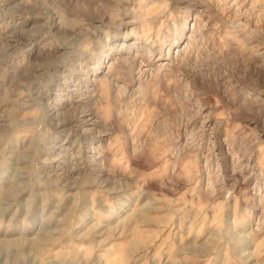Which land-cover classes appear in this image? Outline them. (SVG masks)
<instances>
[{
	"label": "rangeland",
	"instance_id": "obj_1",
	"mask_svg": "<svg viewBox=\"0 0 264 264\" xmlns=\"http://www.w3.org/2000/svg\"><path fill=\"white\" fill-rule=\"evenodd\" d=\"M8 2L12 7L0 12V61L3 46L12 53L27 46L19 30L37 21L24 18L31 11L24 0ZM172 2L190 9L183 36L171 48L173 59L183 56L197 16L208 20L211 15L201 33L207 48L201 54L215 58L208 61L209 70L217 60L222 61L218 68L235 63L243 69V57L250 56L244 77L233 83L251 99L264 100L260 87H250L252 81L264 84V68L259 67L264 39L253 36L245 48L255 54H241L237 40L242 34L236 39L225 35L233 9L222 14L215 6L205 12L201 0ZM247 23L256 27L255 19ZM221 44L224 51L216 56ZM167 55L154 56L143 76L139 61L125 68L121 78L101 89L103 98L97 92L90 107L63 89L54 120L43 112L19 120L28 109L11 112L13 105L3 102L0 89V134L6 127L24 129L9 145L15 152L11 171L0 169V264H264V126L245 118L246 112H234L221 86L215 98H206L208 106L195 122L199 127L202 119L206 130L202 153L211 132V167L203 154L195 161L183 153L174 157L169 149L184 144L185 129L170 127L179 137L173 141L164 138L163 128L180 108L165 105L152 89L158 84V91L169 97L176 88L167 84L166 70L150 86L146 83L167 63ZM121 110L123 122L116 117ZM217 167L226 177L223 190L214 175ZM145 174L151 176L141 179Z\"/></svg>",
	"mask_w": 264,
	"mask_h": 264
},
{
	"label": "clouds",
	"instance_id": "obj_2",
	"mask_svg": "<svg viewBox=\"0 0 264 264\" xmlns=\"http://www.w3.org/2000/svg\"><path fill=\"white\" fill-rule=\"evenodd\" d=\"M201 2L207 6L205 12L213 6L220 9L222 14L233 9L232 22L225 35L236 39L242 34V38L237 40L241 54L249 51L255 54V49H246L245 44L253 36L264 39V0ZM24 3L31 10L24 14V18L27 19L29 15L37 18L31 28L19 30L21 35L27 37V46L15 53L9 52L6 45L3 46V60L0 61L3 102L13 105V113L28 109L19 120L23 121L28 116L35 118L41 112L54 120L53 113L58 111V98L63 89L74 92L86 107H90L97 92L103 98L101 89L114 79L121 78L125 74V68L130 69L139 61L140 68L143 69L140 74L143 76L144 72L149 71L145 65L154 64L153 57L159 59L167 51V63L160 65V70L151 74L146 83L150 86L162 75L161 70H166L171 77L167 84L176 88L169 97L158 91V84L152 89L154 95L165 105L180 108L174 121L164 124L163 128L165 139L173 137L170 127L185 129L184 144L169 149L174 157L179 159L183 153L186 159L195 161L197 155L203 154L206 166L211 167L208 164L213 158L211 132H208L207 151L202 153L201 145L205 142L206 130L202 119L199 127H196L195 122L200 118L202 108L208 106L206 98H215L214 94L220 91L221 86L224 94L235 105L234 112H246L249 115L245 118L264 126V100L251 99L247 90L238 89L233 83L234 79L244 77L250 56L243 57V69H238L235 63L218 68L222 61L217 60L211 65L213 70H209L208 61L215 58L211 53L201 54L202 49L207 51L205 37L201 33L209 20L213 19L211 15L208 20H201L200 15L197 16V24L189 38L190 42L184 46L183 56L178 53L173 59L171 48L183 36L190 9L187 6L180 7L172 0H159L152 4H148L147 0H24ZM10 7L12 6L8 0H0V12L7 13ZM253 19L256 27L250 29L247 21ZM128 25L132 27L129 29ZM218 27L217 24L212 25L213 29ZM129 37L133 38L131 43H127ZM223 51L224 45L221 44L216 50V56H220ZM109 60L112 63L109 64ZM173 66L178 69L175 73L171 71ZM259 67L264 68V64ZM250 87H260L264 91V84L256 81H252ZM26 96L27 100L24 99ZM201 101L205 103L202 105ZM99 103L97 100V107ZM116 117L123 122V110L117 111ZM189 125L192 131H188ZM23 132L22 128L10 130L6 127L0 134V169L5 172L11 171L15 163V152L9 150V145ZM250 135L255 137V131H251ZM178 138L173 137V141ZM260 151L264 156V144ZM196 175L198 173L194 170L193 179ZM214 175L220 190H223L226 177L218 167ZM150 176L151 174H145L141 179H148Z\"/></svg>",
	"mask_w": 264,
	"mask_h": 264
}]
</instances>
